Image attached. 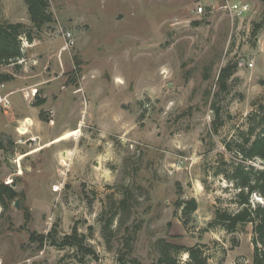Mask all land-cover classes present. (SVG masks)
Instances as JSON below:
<instances>
[{"label":"rangeland","instance_id":"obj_1","mask_svg":"<svg viewBox=\"0 0 264 264\" xmlns=\"http://www.w3.org/2000/svg\"><path fill=\"white\" fill-rule=\"evenodd\" d=\"M238 1L249 7L234 17L224 5ZM48 2L53 20L23 39L22 63L0 68L13 76L0 87V185L16 192L0 202V264H118L127 240V257L152 264L161 238L204 245L208 264H254L251 223H208L233 195L216 161L237 158L247 117L263 116L264 2ZM1 21L32 26L23 0H0ZM190 198L184 224L175 204ZM73 227L93 253L39 242Z\"/></svg>","mask_w":264,"mask_h":264},{"label":"trees","instance_id":"obj_2","mask_svg":"<svg viewBox=\"0 0 264 264\" xmlns=\"http://www.w3.org/2000/svg\"><path fill=\"white\" fill-rule=\"evenodd\" d=\"M27 12L30 16L32 26L22 22H0V68L9 64H15L18 67V61L24 57L22 47L23 39L31 42L37 39V32L41 26L53 20V14L49 10L48 0H23ZM263 1L264 0H260ZM259 28V25L255 23ZM234 67L227 66L221 69L220 88H225L226 79L233 73ZM13 76L9 73L0 72V82L9 81ZM263 116L252 123L256 113H250L248 131L242 132V140L234 145V153L237 158L232 160H217L214 173L222 175L229 183L233 195L229 198L228 206H217L213 213V218L209 221L210 228L220 227L227 232H234L240 225L246 223L252 224V244H253V263L264 264V106L259 108ZM217 115L213 121L214 130H217L221 123L219 109H216ZM258 130V131H256ZM227 148L231 147L226 142ZM16 192L8 185H0V202L4 201L5 196H14ZM259 196V201H254L253 197ZM125 199L120 200V205L124 206ZM176 207L181 209V215L184 224L189 222L192 212L196 209L197 203L194 198L186 200H177ZM103 226L104 231L110 223V219ZM50 230L47 234L38 236L42 244L46 240L50 245L64 248L74 247L78 254L85 255L93 253V250L85 244L86 236L78 233L76 227H73L70 234H64L60 238L56 237ZM36 234H30L31 240L38 239ZM129 240L126 243V253L118 258V264H136V258L127 257L131 246ZM158 258L152 264H208L209 255L205 246L196 244L184 246L178 243L167 241L163 238L156 241ZM184 252L187 259L181 263L178 255ZM81 259V257H80Z\"/></svg>","mask_w":264,"mask_h":264},{"label":"built area","instance_id":"obj_3","mask_svg":"<svg viewBox=\"0 0 264 264\" xmlns=\"http://www.w3.org/2000/svg\"><path fill=\"white\" fill-rule=\"evenodd\" d=\"M249 4L248 2H232V3H228L227 5H224V8L227 9L229 11V13L234 16V17H239L241 15H243L247 10H248ZM203 11V7L202 6H198L197 8V13H201ZM66 37L69 38V42L71 44L72 40L70 39V33L67 32L66 33ZM65 48H68V43L65 44ZM0 87H4V82L0 83ZM9 93H3L0 94V100L2 101L3 98H5L6 96H8ZM5 104H7L6 101H4Z\"/></svg>","mask_w":264,"mask_h":264},{"label":"crops","instance_id":"obj_4","mask_svg":"<svg viewBox=\"0 0 264 264\" xmlns=\"http://www.w3.org/2000/svg\"><path fill=\"white\" fill-rule=\"evenodd\" d=\"M36 45H37V44H36V42H35V43L31 46V48L34 47V46H36ZM35 48H38V47H35ZM35 48H34V49H35ZM22 59H24V57H23ZM21 63H22V62H19L18 64H21ZM7 72H8V71H7Z\"/></svg>","mask_w":264,"mask_h":264},{"label":"bare ground","instance_id":"obj_5","mask_svg":"<svg viewBox=\"0 0 264 264\" xmlns=\"http://www.w3.org/2000/svg\"><path fill=\"white\" fill-rule=\"evenodd\" d=\"M20 130H22V131H24V127H21V129ZM66 154H64L63 156H65Z\"/></svg>","mask_w":264,"mask_h":264},{"label":"water","instance_id":"obj_6","mask_svg":"<svg viewBox=\"0 0 264 264\" xmlns=\"http://www.w3.org/2000/svg\"><path fill=\"white\" fill-rule=\"evenodd\" d=\"M18 204H17V201L15 202V206H17Z\"/></svg>","mask_w":264,"mask_h":264}]
</instances>
